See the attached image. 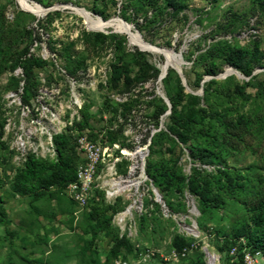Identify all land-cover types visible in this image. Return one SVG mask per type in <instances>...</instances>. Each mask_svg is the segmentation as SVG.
I'll return each mask as SVG.
<instances>
[{
  "label": "rangeland",
  "instance_id": "1",
  "mask_svg": "<svg viewBox=\"0 0 264 264\" xmlns=\"http://www.w3.org/2000/svg\"><path fill=\"white\" fill-rule=\"evenodd\" d=\"M27 1L46 11L0 0V264H207L203 246L229 264L233 233L264 211V0ZM61 132L76 190L14 192L16 136Z\"/></svg>",
  "mask_w": 264,
  "mask_h": 264
},
{
  "label": "trees",
  "instance_id": "2",
  "mask_svg": "<svg viewBox=\"0 0 264 264\" xmlns=\"http://www.w3.org/2000/svg\"><path fill=\"white\" fill-rule=\"evenodd\" d=\"M153 1V0H146ZM34 66H39L37 61H32L26 67L22 66L25 82L34 76ZM28 99V98H27ZM165 108H162L163 112ZM174 115V110L171 109L170 116ZM158 115H156L157 117ZM86 123L84 119L78 122L80 126ZM107 137L111 142H114L112 132H107ZM52 140L55 145L56 157L55 159H44L36 157L33 154H28L23 168L18 171L13 179L12 190L19 193H27L31 188L37 185L39 188L48 189L52 185L57 187H64L70 182L77 180V170L75 164L74 151L71 150L68 144V137L64 133H56L52 135ZM206 180V178H204ZM204 196L201 194V197ZM100 214V210L96 206L91 209V218L95 219ZM6 210L2 203H0V223L6 222ZM234 239L231 245L236 246V254L231 255L235 259L229 264H243L242 263V249L244 247H251L253 251H259L264 260V211L253 212L249 223L241 226L239 230L234 233ZM245 236L246 239L242 242L239 240ZM234 244V245H233ZM231 246V247H232ZM229 247V248H231ZM230 250V249H229Z\"/></svg>",
  "mask_w": 264,
  "mask_h": 264
},
{
  "label": "bare ground",
  "instance_id": "3",
  "mask_svg": "<svg viewBox=\"0 0 264 264\" xmlns=\"http://www.w3.org/2000/svg\"><path fill=\"white\" fill-rule=\"evenodd\" d=\"M19 2H20L21 6L24 9H26V10L32 12V13L40 14V13L46 11V9H44L41 6H38V5L33 4V3H28L27 0H19ZM72 9L74 10V12L78 13L83 18L84 22L91 29L104 30V28H106L108 26H116L120 30L126 32L129 35L130 39L135 44L139 45L141 48L146 49V50H150V51H157L158 50L153 45H150L149 43L145 42L140 37V35H138L137 33L132 32L131 29H130V26L127 25V24L121 23L118 20V18H112V19H109V20H103L102 18H100L98 16H94L93 17L88 11H86V10H84L82 8L73 7ZM168 57H169V62H171L173 65L178 66L180 64V61L179 60H175L174 55L172 53L168 52ZM164 68L165 67L162 66L161 74H163L162 72H163ZM138 154L141 155V156L144 155L143 152H139ZM110 186L113 189L111 194H114V193H118V192H124L126 190V187L128 186V184L125 182V180L119 178L117 180H113L110 183ZM129 209H130V206H128L124 211H122L121 213L118 214V220L119 221H121L123 219V217L128 213ZM205 254H206V257H207V264H214V262L216 260L215 259L216 258L215 255L211 251H208Z\"/></svg>",
  "mask_w": 264,
  "mask_h": 264
},
{
  "label": "built area",
  "instance_id": "4",
  "mask_svg": "<svg viewBox=\"0 0 264 264\" xmlns=\"http://www.w3.org/2000/svg\"><path fill=\"white\" fill-rule=\"evenodd\" d=\"M31 135H24L20 134L16 136V149L17 153H19L20 162L21 164L24 163L26 157L28 154H33L36 157H44L45 155H51V159H55L56 157V150L55 145L52 141V136H50V141H47L45 143H32L30 141ZM79 180H81V172L77 171V180L74 182H70L67 184L68 188H72L73 190H76V188L79 186ZM84 199H82L83 201ZM230 255L236 254V246H232L229 250ZM259 253L258 251L252 252L250 250H247V247H244L242 249V263L243 264H259L256 259L255 255Z\"/></svg>",
  "mask_w": 264,
  "mask_h": 264
},
{
  "label": "water",
  "instance_id": "5",
  "mask_svg": "<svg viewBox=\"0 0 264 264\" xmlns=\"http://www.w3.org/2000/svg\"><path fill=\"white\" fill-rule=\"evenodd\" d=\"M119 19H120V18H119ZM180 63H181V61H180ZM176 68H177L179 74L181 75L179 65L176 66ZM164 72H165V70H164ZM164 72H163V74H164ZM163 74H160V78L162 77ZM224 74H226V71H224L222 74H220V75H218V76H221V75H224ZM181 77H182V75H181ZM203 250H204L205 253L208 252V249H207L206 246H203Z\"/></svg>",
  "mask_w": 264,
  "mask_h": 264
}]
</instances>
